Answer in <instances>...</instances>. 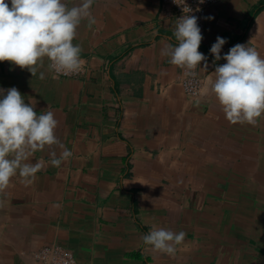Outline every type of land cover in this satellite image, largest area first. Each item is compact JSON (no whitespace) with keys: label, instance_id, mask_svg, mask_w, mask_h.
Listing matches in <instances>:
<instances>
[{"label":"crops","instance_id":"crops-1","mask_svg":"<svg viewBox=\"0 0 264 264\" xmlns=\"http://www.w3.org/2000/svg\"><path fill=\"white\" fill-rule=\"evenodd\" d=\"M163 2L95 0L96 24L82 21L73 41L85 64L77 76L54 77L47 59L43 80L0 62V89L15 87L37 114L53 111L73 153L57 168L50 149L38 151L33 162L45 167L34 181L11 179L0 197V264H35L46 245L77 264H264V116L232 124L209 91L226 62L210 53L217 36L227 41L222 57L249 41L264 57V0L208 9L197 96L184 91V69L161 55L177 44ZM153 225L186 233L175 255L143 243Z\"/></svg>","mask_w":264,"mask_h":264},{"label":"clouds","instance_id":"clouds-1","mask_svg":"<svg viewBox=\"0 0 264 264\" xmlns=\"http://www.w3.org/2000/svg\"><path fill=\"white\" fill-rule=\"evenodd\" d=\"M95 0H79L69 5L65 0H0V62L8 61L21 69L27 68L32 76L48 61V69L57 74L79 73L84 61L82 49L73 44L82 21L96 24L91 8ZM203 2V0H201ZM191 8L177 19L173 35L177 44H167L161 55L169 62L184 69L186 77H196L197 67L206 72L207 57L198 49L203 39ZM209 20L212 17H208ZM225 38L217 36L210 48L215 66L209 78V91L214 94L225 118L232 124L255 125L264 116V57L255 47L237 43L221 56ZM32 102L25 103L24 96L15 88L0 89V197L7 195L11 179L17 175L25 184H31L35 174L45 167L44 160H35L38 151H49V161L59 168L73 153L56 135L58 121L51 110L37 114ZM59 148L57 151L53 148ZM54 207H60L54 204ZM184 231L153 225L142 237L143 243L155 252L175 255L184 242Z\"/></svg>","mask_w":264,"mask_h":264},{"label":"built area","instance_id":"built-area-1","mask_svg":"<svg viewBox=\"0 0 264 264\" xmlns=\"http://www.w3.org/2000/svg\"><path fill=\"white\" fill-rule=\"evenodd\" d=\"M219 0H164L163 13L165 17L170 18L177 23V19L184 15L186 7L191 8L189 15H195L201 34H204L205 18L208 9L217 4ZM85 64L79 73L73 74H57L50 70L56 78H70L82 74ZM185 93L188 96H197L201 91V80L196 77H184L181 80ZM35 264H77L72 252L66 250L60 245H46L33 254Z\"/></svg>","mask_w":264,"mask_h":264}]
</instances>
